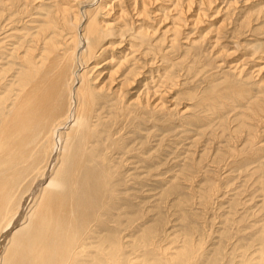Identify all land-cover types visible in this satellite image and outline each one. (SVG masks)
I'll return each instance as SVG.
<instances>
[{"label":"bare ground","instance_id":"1","mask_svg":"<svg viewBox=\"0 0 264 264\" xmlns=\"http://www.w3.org/2000/svg\"><path fill=\"white\" fill-rule=\"evenodd\" d=\"M51 1L55 2L59 29H51V24L45 29L44 51L36 62L34 57L27 58L28 69L19 76V88L8 111L0 109V264H191L188 239L184 248L173 255H157V247L153 249L154 242L144 236L145 232L139 239L146 254L140 260L131 256L134 229L129 220L125 225L122 220L129 214L132 198L138 196L129 197L130 188L123 186L120 176H110L112 169L103 152L106 143L87 149L96 126L91 122L93 103L105 100L111 91L123 110L129 111L132 103L157 112L171 110L166 104L176 108L170 96L173 89L166 87L167 82L175 83V76L162 66L173 65L178 57L181 59L177 63L185 57L201 63L202 56L218 57L237 51H228L222 44L221 39H227L225 33L229 32L224 28V19L229 13H239L236 8L240 3L252 4L255 0H166L168 4L164 0ZM232 2L234 12H227ZM193 5L196 8L191 10ZM153 7L160 9V14ZM162 8L168 12L163 13ZM210 9L218 16L222 12V21L216 27L212 23L201 27L207 23L204 17L212 15L207 12ZM260 10L264 19V9ZM99 12L107 19H99ZM151 13L159 22L153 32L147 27ZM232 32V36L236 34ZM37 34L43 35L41 30ZM115 37L119 38L118 44ZM10 40V32L0 31V49L15 56L21 46L8 43ZM117 47L124 53L111 51ZM150 49L157 50L161 61L164 59L152 89L147 82L153 74L147 75L152 63L145 57ZM17 57L24 59L23 55ZM257 57V65L262 64L252 67L247 77L258 78L259 87L264 88V53ZM243 64L238 61L226 65L234 71L235 78H242L246 69ZM139 74L140 81L136 80ZM227 81L224 94L209 93L200 102L208 103L213 95L214 102L217 96V101L220 96L235 100L236 85ZM4 89L0 86V107L5 102ZM130 91L135 92L133 98ZM261 93L264 97V90ZM261 100L254 104L263 105ZM25 128L30 130L27 135L17 132ZM45 137V161L37 176L31 178L27 174L37 167L35 161L39 158L34 159V155ZM28 177L30 181L26 183ZM20 183L25 187L14 208L11 200ZM207 263L219 264L216 259ZM255 264H264V245Z\"/></svg>","mask_w":264,"mask_h":264},{"label":"rangeland","instance_id":"2","mask_svg":"<svg viewBox=\"0 0 264 264\" xmlns=\"http://www.w3.org/2000/svg\"><path fill=\"white\" fill-rule=\"evenodd\" d=\"M162 2L168 4L166 0ZM54 3L51 0H0V31L10 32L12 40L8 43L21 46L15 56L0 49V86L5 87V102L0 109L4 113L19 88V76L28 69L27 58L34 57V61H38L44 51L45 29L50 24L51 29H59ZM233 6L234 2L227 12H234ZM193 8L195 5L191 10ZM261 8L264 9V0L240 3L236 8L240 12L229 13L224 19L227 26L224 28L230 33H225L228 38H222V44L228 51L237 50L229 55L202 56L201 63L188 57L177 63L181 59L178 57L174 59L176 63L173 60V65L167 63L164 66V59L161 61L155 53L157 50L150 49L145 56L152 63L147 75L154 74L147 80L150 89L161 75V65L165 70L170 69L175 83L167 82L166 87H170V91L173 89L170 96L175 100L176 108L166 104L171 110L157 112L132 103L129 111L123 110L111 91L105 100L93 103L91 122L96 126L92 128L87 149L106 143L103 152L108 167L112 169L110 176H120L123 186L130 188L129 197L132 194L138 196L132 198L129 214L122 220L123 225L127 220L133 225L134 235L129 250L134 259L140 260L146 254L139 239L145 232L144 236L154 242L153 249L157 247V255H173L177 249L184 248L183 244L188 239L191 242V264H208L213 259L219 264L257 262L260 247L264 245V97H261L264 88L259 87L258 78L247 76L252 67L262 64L259 62L257 65L256 62L257 56L264 53ZM154 10L158 12L160 9L155 7ZM166 10L164 8L162 12ZM210 10L207 12L212 15L204 17L207 23H202L201 27L208 23L216 27L222 21V12L218 16ZM102 15L99 12L98 18L107 19ZM150 15L152 18L148 20L147 27L153 32L159 22L152 13ZM37 30H41L43 35L37 34ZM232 31L236 32L233 36ZM118 37L114 38L117 44ZM111 51L124 53L118 47ZM253 53L257 55L253 56ZM179 54L181 52L174 55ZM18 55L24 56L23 61ZM98 59L102 60V57ZM238 61L243 62L246 68L242 78H235L234 71L226 65ZM140 75L136 80L140 81ZM227 80L236 85L233 92L237 96L235 100L220 96L219 101L224 103L220 105L218 96L214 99L216 102L211 100L215 97L213 95L208 103L200 102V98L209 93L224 94V89H228ZM130 93L133 98L135 92ZM259 99L263 102L261 106L254 104ZM17 132L27 135L30 130L17 129ZM41 141L42 146L39 144L34 155V159L39 158L35 161L37 167L27 174L31 178L37 176L45 161L46 137ZM24 187L25 184L20 183L13 193L11 204L14 208L18 206ZM140 193L144 195L139 196ZM122 200L124 205L125 200Z\"/></svg>","mask_w":264,"mask_h":264}]
</instances>
